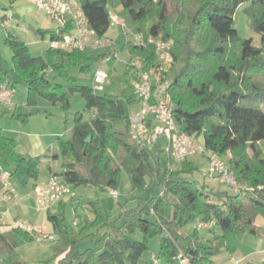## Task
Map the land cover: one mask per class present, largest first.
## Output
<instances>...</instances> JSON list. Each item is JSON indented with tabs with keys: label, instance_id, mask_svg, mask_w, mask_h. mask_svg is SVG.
Here are the masks:
<instances>
[{
	"label": "trees",
	"instance_id": "1",
	"mask_svg": "<svg viewBox=\"0 0 264 264\" xmlns=\"http://www.w3.org/2000/svg\"><path fill=\"white\" fill-rule=\"evenodd\" d=\"M80 2L89 26L100 37L111 27L110 8L120 7L118 13L128 26L146 40L145 45L132 41L126 45L132 56L139 57L144 70L158 63L156 45L148 38L174 39V63L182 67L174 74L169 93L178 128L190 136L203 135L206 149L227 159L240 184L247 187L240 191L231 187L214 189L208 183L187 177L197 170L189 159L182 161L179 170L172 169L170 164L163 166V149L136 141L130 120L136 99L124 100L115 93L96 92L92 85L93 65L105 60L110 52L97 54L91 49L50 47L44 57H35L26 42L9 33L6 43L13 50L12 64L4 69L0 54V81L15 88L21 81L28 84L27 103L17 106L12 118L28 123L34 113L28 107L37 105L39 97L67 110L76 93L85 99L86 110L92 112L89 119H85L84 112H76L72 138L58 139L59 154L54 153L53 158L62 156L64 160L63 179L74 189L92 186L109 191L118 188L121 173L126 170L140 192L161 189L158 195L137 197L134 207L124 208L121 226L109 219L99 199L90 202L95 218L87 216L78 222L77 229L67 221L65 202L59 201L57 211L48 209L47 219L58 238V264H139L150 240L157 236L161 239L164 264H179L180 254L190 264H219L213 257L227 248L228 236L242 239L251 234L264 238V152L260 147L264 141V0ZM169 2L176 5L177 21L169 16ZM248 2L252 3L247 10L251 25L261 34L259 45L252 38H243L234 26L238 7ZM37 33L43 38L49 36L51 41L58 38L54 29H38ZM49 72L70 84L51 81ZM138 78L137 72L135 80ZM0 159L2 166L11 170L13 180L23 186L40 177L42 157L23 155L18 142L2 129ZM170 205L172 216L163 222ZM153 213L156 221L147 219ZM199 221L216 225L222 233L206 240L198 229L191 234L183 231L185 225ZM105 227L108 230L103 235L95 234V243L103 250H78L77 245L93 230ZM139 228L144 239L132 241L129 233ZM36 237L34 230L21 225L0 232L2 261L25 264L18 248Z\"/></svg>",
	"mask_w": 264,
	"mask_h": 264
},
{
	"label": "rangeland",
	"instance_id": "2",
	"mask_svg": "<svg viewBox=\"0 0 264 264\" xmlns=\"http://www.w3.org/2000/svg\"><path fill=\"white\" fill-rule=\"evenodd\" d=\"M16 1L18 0H0V11L1 13L3 12V17L0 19L6 21L2 27L0 26V54L5 61L4 69H8L11 66L13 57V50L6 43V38L9 33L14 35L17 33L21 38L27 41L33 56L44 57L47 50L51 47L50 38L49 36L43 38L37 33V30L39 27L49 29L57 26L50 16L44 11L38 9L31 0H21V3L18 5H15ZM250 7H252L251 2L243 3L238 7L235 13L234 26L238 29L239 34L243 38H252L254 44L259 45L261 34L251 25L247 13V10ZM111 8L117 13L120 10V7ZM168 11L172 21H177V9L173 2H169ZM33 17L38 18L43 26H38ZM128 32V34H125L119 26H111L104 39H112L113 44L108 46H98L91 50L95 51L97 54L115 51L116 57L112 62L101 60L93 65V70L95 71L98 67H102L109 73L105 90L100 93H115L120 95L124 100L127 98L136 99V102L131 107V116H134L141 111V104L136 98L134 89L135 75L138 72L140 60L139 57L134 59V56L131 55L130 50L126 47L128 41L134 43L137 41L133 37V35L136 34L134 32V27H129ZM172 40L174 42V39ZM181 67L182 64L175 62L167 73L168 79L172 81L174 74L179 71ZM48 78L53 82L62 83L64 85L70 84L67 80L56 77L52 72L48 73ZM15 90L17 91V94L14 102L0 103V127L3 128L4 134L22 139V143L25 146L31 144V137L28 133H48L50 127L43 126L42 122V118L45 116L53 115L54 126L63 123L64 134L61 137L64 141H68L72 138V127L76 112H84L85 119H89L92 116V112L86 110L85 99L79 93H76L73 96L71 106L67 110H65L61 104L54 105L49 100L39 97L37 105L28 107V109L34 113L30 116L28 121V123H30L27 132L19 133L21 131V124L28 125V123H23L18 119L12 118L11 115L17 107H15L17 103H27L28 84L25 81H21L16 85ZM7 110H11L12 112ZM3 111H7V113L3 115ZM48 138L49 137H46V139ZM194 138L201 144H204L203 135L194 136ZM154 146L164 150L161 156L163 166L170 164L172 169L179 170L182 168V161L175 158H171V161L169 160V155L165 150L166 142L164 138H160ZM260 147L264 152V141L260 142ZM51 152L59 154V148L52 149ZM188 159L197 166V170L193 174H187V177L208 183L210 187L214 189L229 188V186L221 184L218 179L210 175L209 160L206 155L197 153L191 155ZM2 162L3 161L0 160V164H2ZM63 163L64 160L62 156L58 159L50 157L49 161H44L40 165L41 173L39 178L41 181L49 175L51 166L57 172L56 175L63 179ZM32 184L33 181L28 186H23L19 181L13 180L12 185L15 191L11 195V200H4L0 195V230L1 227L10 228L19 223L25 224L30 227L31 230L36 232L37 237L35 241L24 243L18 248L20 259L24 261L25 264H58V259L55 258L58 238L54 232L52 223L47 219V210L40 207L37 203V192ZM243 186H245L243 189H246L247 186ZM74 190L76 193L75 196H68L65 198L67 206L64 209V214L67 221L77 229L78 223L75 222V219H77L80 224V222L87 216L92 219L95 218L94 213L90 208V202L93 200L99 199L109 219L117 221V224L121 226L123 224V218H120V214L125 210L124 208L134 207L137 204V197L158 195L161 189L156 187L147 190L144 193L140 192V190L135 188L131 174L128 171L123 170L121 173L120 184L116 190L110 189L109 191H103L92 186H81ZM115 191L117 192V195H115ZM52 210L57 211L58 208H52ZM172 212L173 208L170 205L167 207L162 221H168L172 216ZM147 219L156 221L157 216L153 213L151 216H148ZM196 229L202 231V237L206 240L213 238L214 234L217 232L218 234L222 233L221 229L216 227V225H213L212 229H209V231H206L204 228L199 229L198 222H190L185 225L183 231L191 234ZM216 229L217 232L215 231ZM107 230L108 228L106 227L93 230V233L89 234L77 245L78 250L81 252L89 248L96 249L97 251L103 250L104 248L99 249L97 247L95 243V234H98L99 237ZM129 238L132 241H142L144 239V233L139 228L134 232L129 233ZM260 239L261 238L251 234H246L242 239L228 236L226 239V246L228 247L219 255L214 256L213 259L219 264H249L252 261L256 264L261 263L264 261V252L258 250ZM256 250L258 251L256 252ZM155 256L162 257L161 239L159 236L150 240L149 249L143 253L139 264H152ZM0 262V264H6L3 261Z\"/></svg>",
	"mask_w": 264,
	"mask_h": 264
},
{
	"label": "built area",
	"instance_id": "3",
	"mask_svg": "<svg viewBox=\"0 0 264 264\" xmlns=\"http://www.w3.org/2000/svg\"><path fill=\"white\" fill-rule=\"evenodd\" d=\"M38 9L47 13L57 24L54 27L57 39L50 40L51 47L63 50H87L98 46L113 44L112 39L100 37L96 30L89 26L87 17L80 0H31ZM111 26H119L128 34L129 26L124 17L110 8ZM133 35V34H132ZM136 44L145 45L146 40L141 34H134ZM149 42L156 45L158 63L149 70L138 66L139 78L135 80L134 89L136 98L141 104V111L130 116L133 137L139 143L154 146L160 139L166 142L165 150L169 156L183 161L191 155L200 153L209 160L210 175L218 179L221 184L240 191L245 186L238 181L234 171L215 152L206 149L204 144L198 142L194 136L181 133L173 115V102L169 93L172 81L167 73L174 64L172 55L173 40L150 36ZM116 57L115 51L110 52L105 60L108 62ZM134 59L138 57H133ZM109 73L98 67L92 76V85L96 92L105 90ZM15 87L0 81V103H12ZM13 176L10 169L0 165V193L4 200H11L13 189ZM37 203L48 210L57 202L68 196H75L71 184L57 175H52L49 181L36 189ZM117 195V192H114ZM78 223V220L75 219ZM22 227L31 230L26 225ZM200 228H209L212 223L198 222ZM179 264H190L188 259L180 254ZM152 264H164L160 257L155 256Z\"/></svg>",
	"mask_w": 264,
	"mask_h": 264
},
{
	"label": "crops",
	"instance_id": "4",
	"mask_svg": "<svg viewBox=\"0 0 264 264\" xmlns=\"http://www.w3.org/2000/svg\"><path fill=\"white\" fill-rule=\"evenodd\" d=\"M9 1H12V0H9ZM20 3H21V0H18V1L15 2V5H18ZM2 15H3V12L1 13V11H0V18L3 17ZM1 19H0V26L2 27L6 23V21H2ZM33 19H34V21L36 22V24L38 26H43V25H41L42 23H41V21L38 20V18L33 17ZM29 29L31 30L30 27H29ZM39 29L48 30V29H45L43 27H39ZM49 29H54V27L53 28H49ZM15 35L18 36L20 39H22L24 42L28 43L23 38H21L17 33ZM16 94H17V91H16L15 96L13 98V102H14V99L16 97ZM24 104L25 103H20V104L17 103L15 105V107L16 106H19V105H24ZM13 105H14V103H13ZM7 111H11V110H7ZM7 111L6 112L3 111L2 114L5 115L7 113ZM0 114H1V111H0ZM42 119H43L42 120L43 126L45 125L48 128L50 127V130L48 131V133H37V132H30V133H28V135L31 137V144L30 145L25 146L22 143V139H20L18 137H12V138H14L18 142V150H19V152H21L23 155H25L27 157L41 156L42 157L41 164L44 161H46V162L49 161L50 157H53V154L54 153L51 152V150L52 149H55V148H58V139L59 138H62L61 136H63V134H64V125H63V123H61L58 126H54V122H53L54 121L53 120L54 118H53V115L52 116H45ZM29 123H28V125L21 124V126H20V130L21 131L19 133H21V132H27V128L29 127ZM0 129H2V131H3V128L2 127H0ZM46 137H49L51 139H49V138L46 139ZM21 148H22V150H21ZM0 160L3 161V159H0ZM0 165H3V162ZM40 173H41V166H40ZM56 174H57V172L51 166L50 167V173H49V175L47 177H45V179L43 181H41L40 178L38 180H36V181H33V184L32 185H33V188L35 189V191H36V189H37L38 186H41V185L47 183L49 181V179L51 178V176L52 175H56ZM13 189H14V187H13ZM14 191H15V189H14ZM0 195L2 196V193H0ZM65 198H63L62 201L66 203V199ZM58 204H59V202H57L52 208H56L58 206ZM20 224H23V223H19L18 225H20ZM23 225H25V224H23ZM7 229L8 228L1 227L0 232H4ZM215 231L217 232V229ZM263 240H264V238H261L260 239V242L258 240V242H259L258 243L259 244V249L258 250H260L261 252H264V241ZM226 243H227V241H226ZM258 250H256V252ZM2 257L3 256L0 255V261H2ZM251 263H255V262L252 261Z\"/></svg>",
	"mask_w": 264,
	"mask_h": 264
},
{
	"label": "water",
	"instance_id": "5",
	"mask_svg": "<svg viewBox=\"0 0 264 264\" xmlns=\"http://www.w3.org/2000/svg\"><path fill=\"white\" fill-rule=\"evenodd\" d=\"M43 77H44V75H43ZM88 141H90V138L88 139Z\"/></svg>",
	"mask_w": 264,
	"mask_h": 264
}]
</instances>
